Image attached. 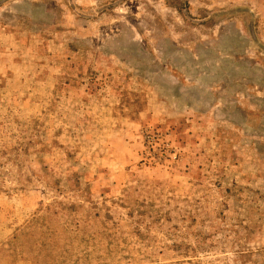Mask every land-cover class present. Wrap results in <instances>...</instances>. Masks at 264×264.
<instances>
[{
  "label": "rangeland",
  "instance_id": "374dc122",
  "mask_svg": "<svg viewBox=\"0 0 264 264\" xmlns=\"http://www.w3.org/2000/svg\"><path fill=\"white\" fill-rule=\"evenodd\" d=\"M0 264H264V0H0Z\"/></svg>",
  "mask_w": 264,
  "mask_h": 264
}]
</instances>
